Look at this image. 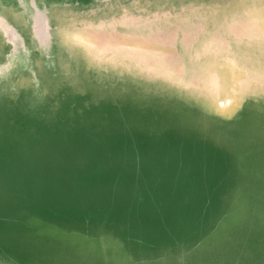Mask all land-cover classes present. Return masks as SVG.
Masks as SVG:
<instances>
[{"label":"rangeland","instance_id":"1","mask_svg":"<svg viewBox=\"0 0 264 264\" xmlns=\"http://www.w3.org/2000/svg\"><path fill=\"white\" fill-rule=\"evenodd\" d=\"M222 1L0 0V264H264V0Z\"/></svg>","mask_w":264,"mask_h":264},{"label":"bare ground","instance_id":"2","mask_svg":"<svg viewBox=\"0 0 264 264\" xmlns=\"http://www.w3.org/2000/svg\"><path fill=\"white\" fill-rule=\"evenodd\" d=\"M209 1H210V0H209ZM220 1H221L222 3H224L222 0H220ZM227 1H228V0H227ZM244 1H246V0H244ZM249 1H250V0H249ZM131 2H132V4L134 5L133 1H131ZM137 2H138V0H137ZM203 2H204V1H203ZM246 2H247V1H246ZM105 3H106V2H105ZM129 3H130V2H129ZM218 3H219V2H218ZM130 4H131V3H130ZM130 4H129V5H130ZM135 4H136V3H135ZM164 4H165V3H164ZM191 4H192V3H191ZM147 5H148V4H147ZM199 5H200V4H199ZM212 5H214V4H212ZM134 6H135V5H134ZM136 6H137V5H136ZM206 6H207V5H205L204 7H206ZM172 7H173V6H171V9H172ZM191 7H192V6H191ZM196 7H197V6H195V9L197 10ZM210 7H211V6H210ZM212 7H213V6H212ZM111 8H112V7H111ZM135 8H136V7H135ZM135 8H134V9H135ZM97 9H98V8H97ZM137 9H138V7H137ZM144 9H145V8L143 7V10H144ZM183 9H185V8H183ZM186 9H187V8H186ZM188 9H189V8H188ZM198 9H199V8H198ZM162 10H163V9H162ZM91 11H92V10H91ZM128 11H129V9H128ZM140 11H141V10H140ZM186 11H187V10H186ZM199 11H200V10H199ZM180 12H181V11H180ZM197 12H198V11H197ZM92 13H93V12H92ZM119 13H120V12H119ZM143 13H144V12H143ZM184 13H186V12H184ZM212 13H213V12H212ZM83 14H84V13H83ZM156 14H157V13H156ZM166 14H167V13H166ZM186 14H188V13H186ZM80 15H81V14H80ZM112 15H113V11H112ZM112 15H110V16H112ZM134 15H135V14H134ZM172 15H173V14H172ZM181 15H182V14H181ZM188 15H189V14H188ZM212 15H213V14H212ZM212 15H211V16H212ZM86 16H87V15H86ZM148 16H149V15H148ZM142 17H143V16H142ZM68 18H72V17H68ZM114 18H115V17H114ZM193 18H194V17H193ZM193 18H192V19H193ZM142 19H143V18H142ZM62 20H65V19H62ZM66 20H67V19H66ZM66 20H65V21H66ZM72 20H75V19L73 18ZM81 20H82V19H81ZM83 20H84V19H83ZM98 20H99V19H98ZM104 20H105V19H104ZM195 20H196V19H195ZM205 20H206V19H205ZM67 21H68V20H67ZM70 21H71V20H70ZM70 21H69V22H70ZM77 21H78V20H77ZM85 21H86V19H85ZM89 21H90V20H89ZM106 21H107V20H106ZM196 21H197V20H196ZM199 21H200V20H199ZM202 21H203V20H202ZM202 21H201V22H202ZM222 22H223V21H222ZM105 23H106V22H105ZM105 23H104V24H105ZM70 24H71V22H70ZM80 24H81V23H80ZM80 24H79V25H80ZM150 24H151V23H150ZM180 24H181V23H180ZM66 25H67V23H66ZM85 25H86V24H85ZM63 26H64V25H63ZM73 26H74V25H73ZM73 26H72L71 28H73ZM82 26H83V24H82ZM117 26H118V25H117ZM152 26H153V25H152ZM173 26H174V25H173ZM221 26H222V24H221ZM221 26H220V27H221ZM69 27H70V26H69ZM109 27L112 28V26H109ZM220 27H218V28H220ZM65 28H66V27H65ZM75 28H77V27H75ZM102 28H104V27H102ZM117 28H118V27H117ZM168 28H169V27H168ZM218 28H217V29H218ZM60 29L63 30V28H60ZM77 29H79V28H77ZM217 29H216V31H217ZM58 30H59V29H58ZM106 30H109V29L106 28ZM218 30H220V29H218ZM176 31H177V30H176ZM39 32L41 33V28H39ZM60 32H61V31H60ZM178 32H179V31H178ZM197 32H198V31H197ZM179 33H180V32H179ZM219 33H220V32H219ZM225 34L228 35L229 33H225ZM111 35H112V34H111ZM222 35H224V33H223ZM222 35H221V36H222ZM179 36H180V34H179ZM179 36L177 35L176 37H179ZM224 36H225V35H224ZM60 38H61V37H60ZM224 38H225V37H224ZM232 38H233V37H232ZM195 39H196V38H195ZM230 39H231V37H230ZM70 40L72 41V39H70ZM175 40H176V39H175ZM175 40H174V41H175ZM197 40H198V38H197ZM197 40H196V41H197ZM227 41H228V39H227ZM229 41H230V40H229ZM193 42H194V41H193ZM230 42H231V41H230ZM71 43H73V42H71ZM174 43H175V42H174ZM174 43H173V44H174ZM179 43H181V42H179ZM63 44H64V43H63ZM228 44H229V43H228ZM64 45H65V44H64ZM233 45H235V44H233ZM177 46H178V43H177ZM229 46H230V45H229ZM76 47H77V45H76ZM80 47H81V46H80ZM231 47H232V46H231ZM179 48H180V47H179ZM190 48H191V47H190ZM68 49H69V48H68ZM241 49H242V48H241ZM175 50H176V49H175ZM243 50H244V49H243ZM74 51H75V50H74ZM180 51H181V50H180ZM190 51H191V49H190ZM180 53L182 54V52H180ZM72 54H73V53H72ZM75 55H76V54H75ZM184 55H185V54H184ZM184 55H183V56H184ZM190 55H191V53H190ZM227 55H228V54H227ZM183 56H182V57H183ZM77 57H78V56H77ZM84 58H86V57H84ZM84 58H83V59H84ZM180 58H181V57H180ZM235 58H236V57H235ZM86 59H87V58H86ZM181 59H182V58H181ZM183 59H184V58H183ZM191 59H192V58H191ZM259 59H260V58H259ZM259 59H258V60H259ZM83 62H84V61H83ZM185 62H186V61H185ZM84 63H85V62H84ZM184 64H185V63H184ZM101 65H102V64H101ZM98 66H99V65H98ZM90 67H91V66H90ZM87 68H88V67H87ZM94 68H95V67H94ZM92 69H93V68H92ZM182 70H183V69H182ZM95 71H96V70H95ZM103 71H104V70H103ZM104 72H105V71H104ZM112 72H113V71H112ZM186 73H187V72H186ZM121 74H122V72H121ZM102 75H103V74H102ZM131 75H132V74H131ZM185 76H186V75H185ZM138 77H139V76H138ZM138 77H136V78H138ZM151 80H152V79H151ZM131 81H133V80H131ZM152 81H153V80H152ZM155 81H156V79H155ZM126 82H127V81H126ZM128 82H130V81H128ZM137 82H138V81H137ZM157 82H158V81H157ZM160 83H161V82H160ZM161 84H162V83H161ZM143 85H144V84H143ZM166 85H167V84H166ZM172 85H173V83H172ZM146 86H147V85H146ZM149 86H150V85H149ZM149 86H148V87H149ZM144 87H145V86H144ZM150 87H151V86H150ZM176 87H177V86H175V88H176ZM157 88H158V87H157ZM151 89H152V87H151ZM151 89H150V91H152ZM146 90H148V89H146ZM160 90H161V88H160ZM154 91H155V90H154ZM166 91H167V90H166ZM184 91H185V90H184ZM108 92H109V91H108ZM169 92H170V91H169ZM169 94H170V93H169ZM188 94H189V93H188ZM171 95H172V93H171ZM190 96H191V95H190ZM248 96H249V95H248ZM248 96H247V97H248ZM252 96H253V94H252ZM252 96H251V97H252ZM262 96H263V95H262ZM244 97H245V96H244ZM260 97H261V96H260ZM252 98H253V97H252ZM227 101H228V100H227ZM195 102H197V101H195ZM197 103H198V102H197ZM220 103H222V102H220ZM219 105H221V104H219ZM246 106H247V105H246ZM246 106H245V107H246ZM250 107H251V106H250ZM199 108H200V107H199ZM247 108H249V106H247ZM201 109H202V108H201ZM251 109H252V108H251ZM203 111H205V110L203 109ZM212 113H213V112H212ZM232 115H233V114H232ZM244 164H245V163H244ZM248 168H249V167H248ZM249 169H250V168H249ZM235 191H236V190H235ZM234 194H236V192H234ZM235 196H237V195H235ZM238 196H239V194H238ZM244 196H245V195H244ZM232 199H233V197H232ZM234 199H235V197H234ZM233 201L235 202V200H233ZM233 201H232V203H233ZM242 211H243V210H242ZM50 226H51V225H48V226L46 225V227H47L48 229H49ZM54 226H55V225H54ZM54 226L52 225L51 227L53 228ZM51 227H50V228H51ZM56 228H57V227H56ZM57 229H59V228H57ZM43 230H44V229H43ZM43 230H39V231L41 232V231H43ZM49 230H50V229H49ZM39 231H38V234H39ZM47 231H48V230H47ZM61 231H62V232H65V231H63V230H61ZM70 231H71V230H70ZM44 232H45V231H44ZM44 232H43V234H44ZM48 232H49V231H48ZM53 232H54V231H53ZM58 232H59V231H58ZM71 232H72V231H71ZM40 234H41V233H40ZM45 234H46V232H45ZM60 234H61V233H60ZM60 234L58 233V236H59ZM48 235H49V234H48ZM65 235H67V234H64V235H63L64 238H67L68 236L65 237ZM71 235H76V234H75V233H74V234L71 233ZM50 236H51V235H50ZM52 236H53V235H52ZM61 236H62V234H61ZM63 236H62V237H63ZM105 236H106V235H105ZM107 236H108V234H107ZM62 237H59V238H62ZM73 237H74V236H73ZM80 237H81V236H80ZM103 237H104V235H103ZM108 237H110V236H108ZM54 238H56V236H55ZM68 238H69V237H68ZM68 238H67V239H68ZM99 238H100V237H99ZM109 239H111V237L108 238V240H109ZM112 240H114V239H112ZM97 241H98V240H97ZM104 241H105V239H104ZM106 242H107V241H106ZM106 242H105V243H106ZM116 242H117V241H116ZM116 242L114 241L115 244H117ZM107 243H108V242H107ZM110 243H111V242H110ZM111 244H112V243H111ZM112 245H113V244H112ZM119 245H120V243H119ZM106 246H107V245H106ZM108 246H109V244H108ZM99 248H100V247H99ZM103 255H104V254H103ZM104 256H105V255H104ZM104 258H105V257H104ZM103 260H104V259H103Z\"/></svg>","mask_w":264,"mask_h":264},{"label":"water","instance_id":"3","mask_svg":"<svg viewBox=\"0 0 264 264\" xmlns=\"http://www.w3.org/2000/svg\"><path fill=\"white\" fill-rule=\"evenodd\" d=\"M37 32H39V26H38V28H37Z\"/></svg>","mask_w":264,"mask_h":264}]
</instances>
